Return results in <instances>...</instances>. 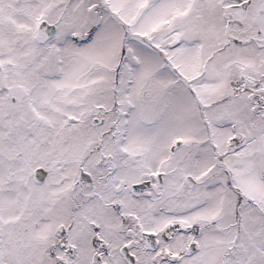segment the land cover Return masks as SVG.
Segmentation results:
<instances>
[{"label":"snow or ice","instance_id":"snow-or-ice-1","mask_svg":"<svg viewBox=\"0 0 264 264\" xmlns=\"http://www.w3.org/2000/svg\"><path fill=\"white\" fill-rule=\"evenodd\" d=\"M0 264H264V0H0Z\"/></svg>","mask_w":264,"mask_h":264}]
</instances>
